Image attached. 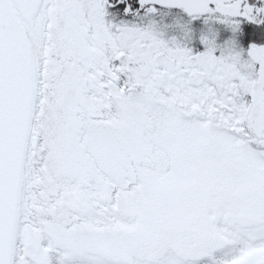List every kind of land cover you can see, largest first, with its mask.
Segmentation results:
<instances>
[{"label":"snow or ice","instance_id":"1","mask_svg":"<svg viewBox=\"0 0 264 264\" xmlns=\"http://www.w3.org/2000/svg\"><path fill=\"white\" fill-rule=\"evenodd\" d=\"M0 264H264V0H0Z\"/></svg>","mask_w":264,"mask_h":264}]
</instances>
